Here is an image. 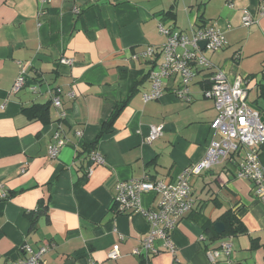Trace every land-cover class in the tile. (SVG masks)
Here are the masks:
<instances>
[{"label": "crops", "instance_id": "obj_1", "mask_svg": "<svg viewBox=\"0 0 264 264\" xmlns=\"http://www.w3.org/2000/svg\"><path fill=\"white\" fill-rule=\"evenodd\" d=\"M263 5L264 0H0V264L26 257L25 244L35 251L49 246L40 264H226L223 256L211 263L207 251L227 240L235 264H264V203L253 183L236 175L244 149L191 176L194 207L172 231L175 255L162 240L156 242L160 252L135 254L150 224L142 212L113 209L120 181L176 179L221 138L211 128L214 100L205 94L210 70H198L190 101L173 92L178 75L165 78L161 98L144 100L152 86L149 74L163 62L159 25L185 33L209 25L220 29L226 47L205 55L231 81L244 77L249 102L264 109ZM246 13L256 19L249 26L242 23ZM149 46L156 52L147 56ZM20 62L27 84L13 92ZM57 88L65 117L52 102L50 91ZM151 125L164 132L147 143ZM57 132L66 143L51 157ZM95 142L101 163L90 162L93 150L78 152ZM260 154L264 160V146ZM158 200L153 192L140 197L143 209H156ZM229 210L244 232L216 237L214 224ZM115 244L120 255L110 258Z\"/></svg>", "mask_w": 264, "mask_h": 264}, {"label": "built area", "instance_id": "obj_2", "mask_svg": "<svg viewBox=\"0 0 264 264\" xmlns=\"http://www.w3.org/2000/svg\"><path fill=\"white\" fill-rule=\"evenodd\" d=\"M50 0H42L48 3ZM261 15H264V5L261 7ZM256 19L250 13L244 14L242 23L245 26L253 24ZM160 32L165 36L161 46L163 62L159 69L149 74L151 90L143 94L145 101L159 99L166 92L165 78L178 75L180 86L173 92L180 98L190 101V84L194 81L198 70L211 71V84L205 90L206 96L212 98L217 110V116L211 124L215 132H220L221 138L213 140L209 145L205 157L199 164H194L182 170L176 179L171 181L152 180L149 177L141 179L122 180L117 184V193L114 202L117 203L118 213L142 212L150 224L147 236L142 240L141 247L135 248L137 255L156 254L160 248L156 242L162 240V244L173 255L177 248L171 239L172 231L180 221L191 212L194 207V198L190 178L198 168L208 169L214 164L220 163L231 154L240 149L245 150V156L240 161L237 176L248 179L253 183L255 197L264 203V164L260 157V150L264 145V121L262 112L251 105L248 100V88L245 78L237 76L230 80L227 72L216 65L206 55V51L218 52L226 47L227 39L224 33L214 25L199 27L185 33L174 28L159 25ZM205 41L204 48L201 42ZM156 49L149 46L145 55H153ZM65 63H71V59H63ZM19 74L14 82L12 91L18 92L27 84L26 66L20 62ZM31 89L37 91V85ZM52 102L60 108V115L66 116L63 108L60 92L61 89H52ZM161 125H151L145 137L147 143H151L163 135ZM81 134V132H78ZM66 140L59 132L55 135V141L49 146L51 157H56ZM104 156L97 150L90 154L91 163H101ZM153 192L159 196L156 209H143L140 197L143 193ZM28 255L19 258L10 264H40L42 255L49 249L48 245L35 251L30 245L22 246ZM233 245L231 240L222 242L221 246L207 251L211 263H215L221 256L226 259V264H235L232 257ZM120 255V247L115 244L109 251L110 258ZM91 264H97L92 262Z\"/></svg>", "mask_w": 264, "mask_h": 264}, {"label": "trees", "instance_id": "obj_3", "mask_svg": "<svg viewBox=\"0 0 264 264\" xmlns=\"http://www.w3.org/2000/svg\"><path fill=\"white\" fill-rule=\"evenodd\" d=\"M261 96L264 98V85H262V87H261ZM125 102H126V101H123L122 103L116 105V108H115V110H114L112 116H111L110 119L105 123V124H106V127L109 126V125H111V124L116 120V118L118 117V114L120 113L121 109L124 107ZM36 106H37V105H36ZM36 106H34V108H35ZM34 108H33V107H31V108H25L24 111H26V112H32ZM257 108L261 110L262 115H263V114H264V109H263V108H259V107H257ZM96 143H97V142H95L94 144H91V145H86V146H84L83 149L78 150L79 154H80V155H84V153H87V152H88V155H89L90 152H91L92 150H95V149H96ZM263 146H264V145H263ZM263 146H262V147H263ZM262 156H263V155L260 154L261 160H262V162H263L264 160H263ZM41 208H42V207H41ZM43 209H44V208H42V209H39V208H38L37 211H40V210L42 211ZM113 209H114V211H115L116 213H118V212H117V203H116V202L113 203ZM221 219L223 220V223L225 224L226 229H225L224 233H222V234H220V235H217L216 237H223V236H227V235H234V234H237V233H242V232H244V227H243V225L241 224L240 220L237 218L236 214H235L232 210L227 211V212L222 216ZM214 238H215V237L213 236V239H214Z\"/></svg>", "mask_w": 264, "mask_h": 264}, {"label": "water", "instance_id": "obj_4", "mask_svg": "<svg viewBox=\"0 0 264 264\" xmlns=\"http://www.w3.org/2000/svg\"><path fill=\"white\" fill-rule=\"evenodd\" d=\"M200 44H201V47L204 48L205 45H206V42L203 41ZM262 120L264 121V114L262 115ZM225 229H226V226H225V224L222 221L215 222L214 230L216 231L217 234L220 235V234L224 233Z\"/></svg>", "mask_w": 264, "mask_h": 264}]
</instances>
